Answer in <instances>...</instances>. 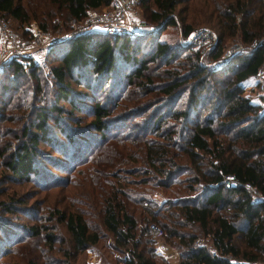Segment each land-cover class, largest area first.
I'll list each match as a JSON object with an SVG mask.
<instances>
[{
	"label": "trees",
	"instance_id": "16d2710c",
	"mask_svg": "<svg viewBox=\"0 0 264 264\" xmlns=\"http://www.w3.org/2000/svg\"><path fill=\"white\" fill-rule=\"evenodd\" d=\"M181 1L139 0L143 15L158 24L136 37L80 32L58 41L47 53L53 56L61 52L58 63L50 64L48 70L56 83L52 98L46 105L38 104L33 110L32 104L26 110L32 114L30 124L35 128L28 123L23 126L17 136L24 139L9 147L12 150L4 163L18 180H28L31 174L46 169L37 157L48 160L49 156L39 144L42 140L58 143L50 137L47 124L57 110L52 125L60 126L70 145L77 146L69 169L82 163L76 172L83 174L98 215L97 223L90 221L87 216L91 211L83 204H74V198L64 208L55 209L65 224L72 253L108 236L110 246L124 252L120 264H159L157 260L168 264V259L157 257L151 244L149 224L154 223L163 230L164 238L176 245L179 264L264 262V113L244 93L245 80L263 60L264 0H201L204 14L194 13L184 22L183 35L200 21L214 23L218 39L204 51L209 57H218L225 40L233 36L246 44L244 51L233 53L223 65L202 61L198 47L176 57V47L158 38L160 28L177 24L173 11ZM109 2L0 0V15L12 18L18 26L35 20L43 30H55L71 18L82 19L89 8ZM184 9L188 12V6ZM145 38L155 43H146ZM182 44L181 49L187 50L189 45ZM159 59L166 66L160 69L163 74L154 78L146 71L150 61L157 63ZM39 68L38 64L23 66L16 60L4 64L0 110L1 95L19 88V75L30 73L35 88L39 86ZM71 76L97 93L108 90L105 99L95 98L90 119L85 126L76 127L78 133L96 130L106 137L120 119L111 116V111L121 98L134 100L121 116H135L150 108L147 122L132 135L118 129L92 152L90 147L78 148V137L60 125L63 108L59 100L65 98L71 112L73 108L83 110L78 105L83 101L72 96L79 92L70 88ZM6 148V144L0 147V156ZM85 150L89 154L84 158ZM225 174L233 175V184H224ZM154 187L161 188L159 197L148 193ZM16 199L22 202L19 197L10 198L11 202L0 200V207L12 210ZM27 231L37 235L41 225L32 223ZM44 235L51 244L53 233ZM197 237L204 240L198 243ZM6 248L0 243V254ZM71 249L64 252L71 255Z\"/></svg>",
	"mask_w": 264,
	"mask_h": 264
},
{
	"label": "rangeland",
	"instance_id": "374dc122",
	"mask_svg": "<svg viewBox=\"0 0 264 264\" xmlns=\"http://www.w3.org/2000/svg\"><path fill=\"white\" fill-rule=\"evenodd\" d=\"M187 6L188 12L184 9ZM143 7L144 6L142 4H139V1L135 5L138 16L139 18L146 20V22L148 21L153 24L154 29L157 27L158 23L147 19L143 15ZM191 10H193L192 13ZM200 12L204 14V6L201 0H183L179 2L175 11H173L174 16L176 15L175 17L178 19L177 24L166 25L165 27L163 26L160 28L158 38L166 40L173 46V48L176 47V57H181L187 53L190 48L194 47L191 46L190 43L183 40L184 35L180 33V30L182 29L184 22L189 21L190 15L192 16L194 13L199 15ZM4 20L20 37L25 38L28 36V31L24 28L28 23L25 22L23 25L21 24L18 26V23L12 18L4 17ZM70 21L71 23L68 21V23H65L62 27H57L55 30L49 28L53 33H51V35L55 36L68 30L70 31L80 23L75 21L76 24L73 26L72 23L74 22L72 21L74 20ZM59 22H61V19H59ZM200 27H209L216 33V44L218 33L214 23L212 21H200L198 24L194 25L192 29ZM148 31L150 30L145 32ZM145 41L146 43H155L154 40H150L149 38H145ZM182 43L189 45L187 50L181 49L183 46ZM235 43H241L242 47L246 49V44L242 43L238 37L233 36L225 40L221 54H224V52L229 50ZM200 48L202 49V52H200L202 61L218 65L216 61L214 62V60L218 57H209V54L204 52L202 47ZM60 54L61 52H58L57 54L55 53L53 56L51 54H46L48 56L45 55V57H43L39 68L41 69L39 70V75L41 76L42 81L37 88L34 86L36 85V82L33 76L30 75V73H24L18 76L17 85L19 88L17 90H7L1 95L2 107L0 110V147L6 144L7 148L4 152V156H0V200L11 202L9 201L10 198L19 197L22 202H19L18 199L12 201L14 207L12 210L6 211L2 206L0 207V243H2L4 247H7L6 250L0 254V264H120L119 260L122 259L124 254L123 251L119 249L116 250V248L110 246L109 242H107L109 240L108 236L102 237L95 244L89 245L79 252L74 251L72 253L71 246L68 243L69 237L65 224L58 219V214L55 209L64 208L67 202H70V200L74 198L76 201L73 202L74 204H83L91 211V213L89 212L87 216L90 221L97 223L98 215H96V204L91 203V201L95 200L88 197V187L84 182L83 174L79 175L76 172L77 168L80 167V164L82 163H74V168L72 170L69 169L70 164H73L72 155H75L74 152L77 146L75 147L74 143L70 145V142L65 137V134L60 131V126L52 125L53 121L56 122L57 120L55 117V115L58 114L57 110L53 111V113H55L54 116H50L47 119V124L51 127V134L49 131L50 137L58 143L54 144L50 140H42L39 144L40 150L49 156L48 160L46 157H37V160L42 161L41 164H43L46 169H40V173L38 175L31 174V178L28 180H18L11 175V170L4 163V161L8 159L10 151L12 150V148L9 147L24 139L22 135L17 136V134L23 130V126L28 123L30 128L34 127L30 124L32 114L26 113V110L30 109L32 104V108L34 110V107L38 104L46 105L47 103H50L56 83L50 73H48V70L50 64L58 63L60 59L58 57H60ZM231 55H229V57ZM149 65V70L146 72L152 73L154 78L155 75H159L161 72L163 74V71L160 69L166 66L160 59L157 63L156 61H150ZM156 65H158V67H156ZM227 75L229 76L230 74ZM4 79L7 80V78ZM68 81L72 91L79 92V94L72 93V96L81 102L83 101L82 104H78L83 106V110L73 108V111L71 112L69 102H67L65 98L59 100L58 104L62 105L63 108L59 112L61 115L60 125L64 124L63 126H65L68 133L78 137V143H76L78 148L81 147V149L84 150L90 147L92 152V150L102 143L105 138L111 136L112 133H116L118 129H120L122 133L127 132L132 135L136 132L135 129H138L139 125L147 122L146 119L149 116L147 112L150 108L138 113L135 116H121V114L125 112L126 108L128 109L127 106L134 103V100L132 99L124 100L121 98L119 104L115 105L111 111V116H119L120 119L117 118L115 120L114 125L116 127L113 128L114 130L110 131L106 137L105 135L102 137L96 130H90V133L88 134L82 131H79L78 133L76 127L85 126V122L90 119V107L93 105L95 98H97V100L105 99V95H107L106 93H108V90L105 94L104 90L97 93L93 90L92 86L84 85L79 79L74 78L73 76L69 77ZM83 92L86 94L85 96L82 95ZM244 93L250 96L251 99L257 97V89L253 75L245 80ZM153 94L154 92L152 95ZM80 96L82 99H79ZM107 100H110V96ZM178 104L179 102H177V105ZM27 115L30 116L27 117ZM129 115H133V113H130ZM148 135L152 136V133L149 132ZM82 141L85 142L83 143ZM85 151L88 153H83L84 158L89 154V150ZM139 152L141 153L140 150ZM69 180L73 182L70 183ZM148 193L159 197L161 194V188L154 187V189L149 190ZM77 198L79 201L85 202L79 203ZM32 223L41 225V232L39 234L33 235L28 233V225ZM47 231L53 233V239L52 241L50 240L51 244L48 243V239L45 238L44 235ZM7 237H9V242L7 241ZM150 237L152 239L151 244L154 249V242L151 233ZM202 240H204L203 237ZM171 244L176 247L175 244ZM66 249H71L70 251L72 254H66L64 252ZM155 252L157 253V257L161 256L165 258L162 254L157 251ZM157 262L161 264L159 260H157Z\"/></svg>",
	"mask_w": 264,
	"mask_h": 264
},
{
	"label": "built area",
	"instance_id": "2783aa9c",
	"mask_svg": "<svg viewBox=\"0 0 264 264\" xmlns=\"http://www.w3.org/2000/svg\"><path fill=\"white\" fill-rule=\"evenodd\" d=\"M138 1L110 0L106 5L89 8L85 16L80 19L81 21L74 18L70 19L74 20L72 21L74 22L72 23L73 26L76 24L75 21L80 22L74 29L55 36L51 35L52 31L50 29L43 30L34 20L30 21V24H26L24 28L28 31V36L22 38L8 26L4 17L0 15V71L9 60H16L23 66L29 64L40 65L43 57H45L55 42L64 40L74 33H124L129 37H136L147 30H152L153 24L148 21L146 22V20L138 16V12L135 9ZM216 38V33L209 27L191 29L183 36L185 42L190 43L194 47H202L203 51H207L214 46ZM244 49L241 43H235L224 54H220L214 62L216 61L218 65H223L229 55L233 52L243 51ZM252 75L257 89L256 103L259 104V112L264 113V55L263 60ZM223 180L225 185L234 183L232 174H225ZM149 230L153 237L155 251L168 259V264H179V251L164 238L163 230L154 223L149 224ZM201 241L202 237L196 238V242L200 243ZM212 251L215 252L213 249ZM249 264L264 263L253 260L249 261Z\"/></svg>",
	"mask_w": 264,
	"mask_h": 264
},
{
	"label": "crops",
	"instance_id": "0c3cea01",
	"mask_svg": "<svg viewBox=\"0 0 264 264\" xmlns=\"http://www.w3.org/2000/svg\"><path fill=\"white\" fill-rule=\"evenodd\" d=\"M252 100H253L254 102H256V100H257V97L253 98Z\"/></svg>",
	"mask_w": 264,
	"mask_h": 264
}]
</instances>
